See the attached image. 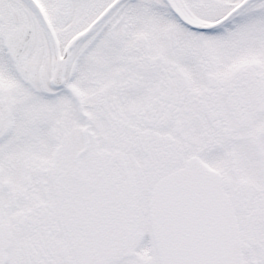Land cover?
Returning a JSON list of instances; mask_svg holds the SVG:
<instances>
[{"label":"snow or ice","instance_id":"6c2138e0","mask_svg":"<svg viewBox=\"0 0 264 264\" xmlns=\"http://www.w3.org/2000/svg\"><path fill=\"white\" fill-rule=\"evenodd\" d=\"M0 264H264V0H0Z\"/></svg>","mask_w":264,"mask_h":264}]
</instances>
